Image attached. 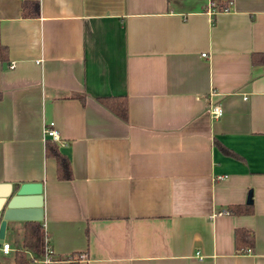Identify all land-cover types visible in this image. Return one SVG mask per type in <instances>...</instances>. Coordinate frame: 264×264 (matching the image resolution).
<instances>
[{"label":"crops","instance_id":"0c3cea01","mask_svg":"<svg viewBox=\"0 0 264 264\" xmlns=\"http://www.w3.org/2000/svg\"><path fill=\"white\" fill-rule=\"evenodd\" d=\"M38 6L0 0V192L41 181L45 264H264V0ZM105 94L124 96V118ZM49 121L70 178L44 153ZM248 190L250 213L228 212ZM24 223L5 230L0 264Z\"/></svg>","mask_w":264,"mask_h":264},{"label":"trees","instance_id":"16d2710c","mask_svg":"<svg viewBox=\"0 0 264 264\" xmlns=\"http://www.w3.org/2000/svg\"><path fill=\"white\" fill-rule=\"evenodd\" d=\"M38 0H21V12L25 14H38ZM260 58L258 60H264V51L259 52ZM7 46L0 41V59L5 60L7 58ZM252 60H255L252 53ZM99 102L110 108L116 115L124 118L126 115V104L122 94L120 95H101L97 96ZM44 153L51 155L55 160L56 177L70 178L72 176V170L70 167V160L67 154L58 148L56 140L51 137H45ZM250 202H235L226 204V210L228 212H244L250 213ZM22 242L20 247L14 248L13 262L12 264H27L33 259L34 255H29L28 251L32 250L34 253H41L43 247V225L38 219L25 220L22 231ZM233 242L238 246H251L252 232L250 229L235 226L233 228Z\"/></svg>","mask_w":264,"mask_h":264},{"label":"water","instance_id":"95a60500","mask_svg":"<svg viewBox=\"0 0 264 264\" xmlns=\"http://www.w3.org/2000/svg\"><path fill=\"white\" fill-rule=\"evenodd\" d=\"M1 189L0 242L10 223L17 219H41L43 212L40 180L15 181ZM245 202H250L249 190Z\"/></svg>","mask_w":264,"mask_h":264},{"label":"built area","instance_id":"2783aa9c","mask_svg":"<svg viewBox=\"0 0 264 264\" xmlns=\"http://www.w3.org/2000/svg\"><path fill=\"white\" fill-rule=\"evenodd\" d=\"M201 54H203V52H200ZM13 63L11 62L10 65H12ZM209 111L216 116V114H219L221 109L218 105L217 102H212L209 104ZM44 132L47 133L51 138L53 139H58V134L56 129L53 127V122L49 121L47 124H45L44 128H43ZM43 247H42V258L41 261L45 264L47 261H49L50 259H52V253L53 250L51 248L49 239H48V234H46V231H43ZM0 247L3 251H7L9 248V244L8 241L6 240H2L0 242Z\"/></svg>","mask_w":264,"mask_h":264},{"label":"rangeland","instance_id":"374dc122","mask_svg":"<svg viewBox=\"0 0 264 264\" xmlns=\"http://www.w3.org/2000/svg\"><path fill=\"white\" fill-rule=\"evenodd\" d=\"M9 254H11V251ZM0 255H4V254L1 252ZM30 263H34V261H30Z\"/></svg>","mask_w":264,"mask_h":264}]
</instances>
